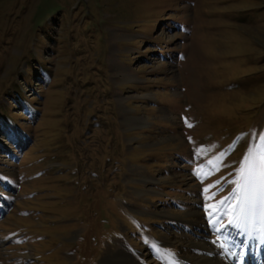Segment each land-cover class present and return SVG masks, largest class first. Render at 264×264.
I'll use <instances>...</instances> for the list:
<instances>
[{
    "label": "rangeland",
    "instance_id": "obj_1",
    "mask_svg": "<svg viewBox=\"0 0 264 264\" xmlns=\"http://www.w3.org/2000/svg\"><path fill=\"white\" fill-rule=\"evenodd\" d=\"M261 136L264 0H0V264L261 263Z\"/></svg>",
    "mask_w": 264,
    "mask_h": 264
},
{
    "label": "snow or ice",
    "instance_id": "obj_2",
    "mask_svg": "<svg viewBox=\"0 0 264 264\" xmlns=\"http://www.w3.org/2000/svg\"><path fill=\"white\" fill-rule=\"evenodd\" d=\"M187 127L193 125L185 119ZM261 144L252 148L244 157L237 172L236 185V203L230 206V212L239 206V212L235 216H230L228 224L240 229L242 232L248 230L249 237L252 236L251 209L254 206L257 192L264 194V136L260 137ZM211 163V161L209 162ZM208 189H205L207 191ZM223 203V201H221ZM217 232L221 229L217 228ZM261 232V238H264V230L257 229ZM223 249L225 246L220 245Z\"/></svg>",
    "mask_w": 264,
    "mask_h": 264
},
{
    "label": "bare ground",
    "instance_id": "obj_3",
    "mask_svg": "<svg viewBox=\"0 0 264 264\" xmlns=\"http://www.w3.org/2000/svg\"><path fill=\"white\" fill-rule=\"evenodd\" d=\"M235 247H237L236 250L232 249L233 252L235 251L234 252L235 254L236 253H243L242 249H239V251H237L238 248H240V245H236ZM211 250H212V248L208 249L209 253H207V255H209V256H205V257L201 256V257L193 258L195 263L196 264H230V261L228 262L227 260L221 259V257L218 258V257H215L213 254H210ZM231 262H232L231 264H239V262H241V260H231ZM241 264H243V263H241ZM255 264H264V262L261 261V263H260L258 260V262H255Z\"/></svg>",
    "mask_w": 264,
    "mask_h": 264
}]
</instances>
